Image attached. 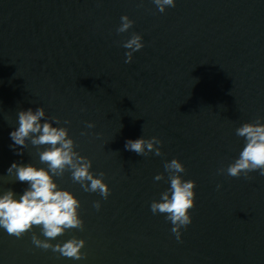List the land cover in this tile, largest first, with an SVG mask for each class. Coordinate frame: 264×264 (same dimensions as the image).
Segmentation results:
<instances>
[{
	"label": "water",
	"instance_id": "obj_1",
	"mask_svg": "<svg viewBox=\"0 0 264 264\" xmlns=\"http://www.w3.org/2000/svg\"><path fill=\"white\" fill-rule=\"evenodd\" d=\"M123 15L134 24L118 34ZM132 33L144 47L125 63ZM37 107L68 128L111 194L85 192L68 171L54 177L80 201L84 228L50 242L83 239L86 258L36 247L39 227L19 239L0 228V264H264V176L217 171L245 146L235 129L264 123V0H176L164 13L153 0H0V195L28 187L7 175L13 162L47 168L30 141L22 155L10 147L18 111ZM142 136L159 138L163 155L125 149ZM173 158L196 182L180 241L150 209Z\"/></svg>",
	"mask_w": 264,
	"mask_h": 264
},
{
	"label": "clouds",
	"instance_id": "obj_2",
	"mask_svg": "<svg viewBox=\"0 0 264 264\" xmlns=\"http://www.w3.org/2000/svg\"><path fill=\"white\" fill-rule=\"evenodd\" d=\"M176 0H153L160 13H164L167 7H175ZM134 21L127 15L121 17V24L116 29L118 34L126 33L132 28ZM123 47L128 49L125 53V63L132 62L133 53L144 47L142 36L132 33L130 38L123 42ZM18 127L10 132V138L14 142L12 148L19 147L17 155H22V150L28 147V142L37 149L39 160L46 164L47 168L36 167L33 164H20L13 162L7 169V175H15V181L27 183L28 187L23 194L16 198V193L8 189L0 195V228L7 234L16 238H22L34 227L41 229L45 239H40L34 232L32 243L43 250L51 249L60 253L63 257L73 260L86 258V253L81 250L86 241L75 237L66 242L52 244L50 241L62 236L67 230H83L84 221L80 218V201L70 191L59 187L54 177H63L66 171L71 173L74 182L79 183L85 192H98L104 199L111 194V189L104 182L105 173L97 176L90 169L92 161L86 156L75 151L76 144L69 137L67 127L60 125L58 117H47L43 107L35 110L18 111ZM257 117L255 122H246L235 129L238 137L244 138L245 146L239 157L230 163L227 168L218 169V174H226L239 178L241 175L251 179L250 173L258 171L264 176V123ZM43 121V122H42ZM64 124H70L68 120ZM87 128L95 125L86 123ZM85 135L86 133H81ZM162 141L153 136L150 139L141 138L125 142V149L135 152L139 156H148L154 153L161 156L160 147ZM43 149V150H41ZM164 170L168 174L170 187L161 193L160 200H153L150 209L153 214H164L173 227L172 233L177 241L181 240V229L186 228L192 222L190 210L195 207L194 180H184L181 173L186 171L183 163L173 158L164 163ZM154 179L161 181L164 174H157ZM90 182V183H89ZM220 185H217L219 188ZM100 202L95 201L93 207L100 209Z\"/></svg>",
	"mask_w": 264,
	"mask_h": 264
}]
</instances>
